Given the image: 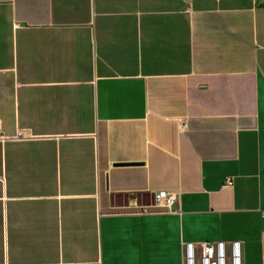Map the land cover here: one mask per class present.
Instances as JSON below:
<instances>
[{"label":"crops","instance_id":"obj_1","mask_svg":"<svg viewBox=\"0 0 264 264\" xmlns=\"http://www.w3.org/2000/svg\"><path fill=\"white\" fill-rule=\"evenodd\" d=\"M0 124V264H264V0H0Z\"/></svg>","mask_w":264,"mask_h":264},{"label":"built area","instance_id":"obj_2","mask_svg":"<svg viewBox=\"0 0 264 264\" xmlns=\"http://www.w3.org/2000/svg\"><path fill=\"white\" fill-rule=\"evenodd\" d=\"M30 137L22 132L12 138L5 137L1 132L0 142L28 140ZM233 178H226L223 187L231 189ZM177 204L176 194L157 193L155 195V206L159 209H170ZM198 251V252H197ZM183 264H240L241 244L238 241L226 243L224 241L206 242L200 244H182Z\"/></svg>","mask_w":264,"mask_h":264}]
</instances>
